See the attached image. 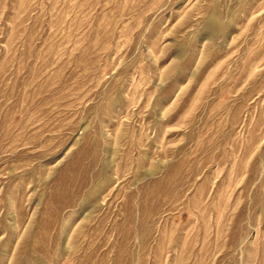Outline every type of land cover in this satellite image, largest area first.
<instances>
[{"label":"rangeland","instance_id":"374dc122","mask_svg":"<svg viewBox=\"0 0 264 264\" xmlns=\"http://www.w3.org/2000/svg\"><path fill=\"white\" fill-rule=\"evenodd\" d=\"M0 264H264V0H0Z\"/></svg>","mask_w":264,"mask_h":264}]
</instances>
